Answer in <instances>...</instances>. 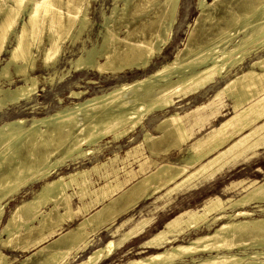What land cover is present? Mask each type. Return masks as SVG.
Returning <instances> with one entry per match:
<instances>
[{
  "label": "bare ground",
  "instance_id": "bare-ground-1",
  "mask_svg": "<svg viewBox=\"0 0 264 264\" xmlns=\"http://www.w3.org/2000/svg\"><path fill=\"white\" fill-rule=\"evenodd\" d=\"M92 1L0 0L1 112L5 106L32 102L39 76L31 72L39 53L44 68L52 70L42 77L50 84L62 82L80 68L81 74H110L113 79L121 77L120 71L143 72L88 96L86 89H71L68 97L76 101L69 105L59 101L56 109L43 115L0 121V219L9 201L39 185L30 197L15 204L0 229V264L14 262L4 248L28 253L19 264L29 260L28 264H69L91 248L92 236L109 230L118 238L92 248L75 263L100 264L155 222L154 215L144 216L120 232L133 217L117 220L141 202L157 195L170 197L177 190L199 189L264 150V0H198L200 16L193 29L190 26L184 47L149 73L172 39L179 0H160L164 7L153 9L151 16L144 10L153 0H129L126 6L112 0L109 13L99 10L100 29L94 39L89 35ZM132 7L141 11L134 14ZM214 8L220 12L216 17L210 12ZM144 12L145 20L139 21L143 25L134 29L141 34L149 30V35L133 37L128 21L134 17H127ZM215 18L208 27L198 25ZM67 40L70 46L77 41L80 45L75 56L67 59L68 67L59 70ZM4 52L8 57L1 59ZM247 60L248 65L238 70ZM14 75L21 83L12 88ZM221 79L222 86L208 103L174 111L177 102ZM222 94L229 99L231 113L197 136L209 116L217 117V103L224 107ZM211 103L216 108L210 115H200ZM171 110L160 120L143 124L145 117ZM192 113L199 117L188 122ZM137 128L142 140L132 143ZM125 139L132 145L123 157L115 150L90 167L77 165L98 157L109 143ZM114 162L121 165L114 167ZM72 165L76 166L61 172ZM93 176L100 183H94ZM236 189L240 190L237 196L213 194L200 205L181 210L139 243L153 252L116 264H264V178L239 179L223 187L225 193ZM77 216L75 227L64 228ZM191 233L185 241L179 240Z\"/></svg>",
  "mask_w": 264,
  "mask_h": 264
},
{
  "label": "rangeland",
  "instance_id": "rangeland-1",
  "mask_svg": "<svg viewBox=\"0 0 264 264\" xmlns=\"http://www.w3.org/2000/svg\"><path fill=\"white\" fill-rule=\"evenodd\" d=\"M205 1L208 3L212 2V0H205ZM234 1L235 0H233V2ZM130 2H131V0H130ZM130 2H129V0H123V1L121 0V3H125V6L128 4L130 5L131 4ZM153 2H155V3H153ZM197 2H198V0H179L177 13H176V20H175L173 27H172V31H173L172 39L169 41V44L165 47L162 54H160L154 60V62L150 66L148 73L152 72V70L159 67L161 64L166 63L167 61L172 59L174 54L177 52V50L184 47V44L187 41L186 40L187 36L189 35L191 30L195 26L196 19L198 18V16H200V9L198 7ZM121 3H120V7H121ZM151 3H152V5H151ZM146 6L148 8L146 7L144 11L145 12L149 11L148 13H150V12L152 13L153 9L155 10L159 7L160 8L164 7V5L161 4L160 0H153L152 2H150ZM155 6H156V8H155ZM111 7H112V0H94L91 2V9H90V15L89 16H90V19L92 22V26L90 28L91 32L89 35L92 39H94L96 37L97 31L100 29L99 28V26H100L99 25L100 24L99 10H101L103 8L105 11H107V13H109L108 11H109V8H111ZM62 8H63V6H62ZM130 10L132 13H134L136 11L134 14H136L138 11H141V9L140 8L138 9V7H135V8L132 7V8H130ZM217 10H218L217 8H214V9H211L210 12L213 15H215V17H216L220 13L219 10L218 11ZM145 12L140 14L141 17H140V15H132L130 13V15L127 17V20L131 19L132 17H134V18L132 20L128 21L129 22L128 25L131 28L133 27L132 29H134L136 27H138V28L141 27L143 24H141V22H139V21H140V19L145 20V17H143V15L147 13V12L146 13ZM151 13L149 14L150 16H151ZM213 21L216 22V18L213 19L212 21H210V23H208L209 21H205V22L200 21V23L198 25L202 28H205V27H208L211 23H214ZM136 22L138 23V25ZM166 23H167V21H165L164 26ZM203 23H204L205 27L203 26ZM148 24H146V25L148 26ZM198 25H197L198 28L195 30L194 34L199 29ZM151 26L154 27V25H151ZM190 26L192 27V29ZM124 30H125V28L121 26V30L119 33L120 37H123L122 32ZM135 31H136V29H134V33L132 35L133 37H135V36L136 37H142V36H148L149 35L148 34L149 30L144 31L145 34H141L137 31L136 32ZM41 34L43 35L42 44L44 45V44H46V40L44 37L45 31H42ZM196 35H197V33L194 36H196ZM83 37L86 38V35ZM193 38H196V37H193ZM86 43L89 44L88 41ZM191 44H193V41H191ZM79 45L80 44L78 41L76 44H71V46H70V42L68 40L65 41L64 51L62 53L60 62L57 66L59 68V70H64L68 67L67 59L72 57V56H75V53L78 52L77 47ZM7 57H8V54L6 52H4L1 59H6ZM41 59H42V56H41V53H39L37 55L36 68L34 69L33 72H31L32 76H36V77L39 76L38 77L39 83H38V87H37V92L33 96L32 102L26 103V104L17 103V104H12V106L11 105L5 106V109H4L5 114H2V112L4 110L2 112L0 111V121L5 120L6 118H12V117L31 118L32 116L43 115L46 112H51L54 109H56L60 105L59 101L61 102L62 105L72 104V102L76 101V99H72V98L68 97L69 91L71 89H74V90L80 89V90H84V91L86 89V91H85L86 96H88L92 93H96V92H99L102 90H106V89L110 88L111 86H113L119 82L129 81L132 78L143 75V72H141L140 70L137 72H131V71L126 70L124 72H121V71L119 72V75H121V77L113 79V78L109 77L110 74H107L104 76H99V75L95 74L94 72H92V73L86 72V74L85 73L81 74V73H79V71L84 70V69L80 68L78 70H73L71 75L67 76L62 82L55 81V82H53V84H50L49 82L46 83L42 77L48 76V74L51 73L52 70L45 69L44 66L42 65ZM248 61L249 60L244 61L243 64H241L239 67H237V69L240 70L242 68H245L248 65ZM11 72L13 73L12 67H11ZM229 75H231V74H229ZM20 79L21 78L14 75L13 83L11 84L12 88L14 86H16L17 84L21 83ZM87 80H93V81H96L97 83L96 84H88V83H86ZM3 81H5V80H2V82ZM7 82L8 81L4 82V84H3L5 87L8 86ZM223 82H224V79H221L216 84L208 86L204 91H202V93L195 95V96H191L188 99H183L180 102H177V104L175 106L176 109H174V111L184 112V111H188L190 109H193L195 107V105H197V104L208 103L211 100L212 96L214 95V92L216 90H218V88L220 86H222ZM222 99H223V101L226 100V102L224 101V103H223L224 107L220 108L221 103L220 102L217 103L219 106V109H220L219 113L217 114V117H215L213 119V116H209V117H211L210 121H207L205 124H202L201 128L198 131H196V133H195V134H197V136L201 133L206 132L212 126L218 125V123L222 119H224L225 117H227L231 113V108H230L231 105L228 102L229 99L225 98L224 94H222ZM20 104H22V105H20ZM210 105L211 106L207 107V109H204L203 114L200 113V115H204V116L210 115L211 111L216 108L213 103H211ZM17 106H19V107H17ZM172 111L173 110L167 111V112H156L149 117H145L146 119H144L143 124L146 125L149 121L156 122L157 120H160L162 117H164L168 112L170 113ZM7 113H9V114H7ZM195 117H199V113H192L191 115H189L187 117L188 122H192V120ZM211 121H213V123H210ZM153 134H158V131H153ZM133 137H134V142H132V143H135V142L138 143L139 141L142 140L140 128H137V133H135L133 135ZM129 142H130L129 139H125L124 141H121L119 143L111 142L107 145L106 148H103L102 153L99 154L98 157L90 158L86 161H83V162L77 164V165L79 167H83V166L84 167H90L97 160H105V158L112 156L113 152L115 150L117 152H119V155L121 157H123L124 152L127 150V148L129 146L132 145V143H129ZM174 153H175V150L170 149V154H171L172 159L177 160L178 155L176 153L174 155ZM147 154H148V152H146L145 155H147ZM117 165L120 166L121 165L120 162L119 163L114 162L113 166L117 167ZM132 165L134 168H137V167H135L136 166L135 163H133ZM75 166L76 165H72L69 168L63 167L61 172L62 173L68 172L71 169H73ZM263 178H264V150H259L258 155H256L255 158L249 159L247 161H240L231 169H227V170H225L224 173H222L221 175H218L217 178L213 182L206 184L205 186H203L199 189H194V190H189V191L177 190L170 195L171 200H169L170 197H168L166 195H162V196L157 195L155 198H151V199H148V200L141 202L137 208L133 209L132 211L128 212L127 214L123 215V217H121L117 220V222H118V221L124 219L125 217L131 216V215L133 217V219L130 221V223L126 224L121 229L120 232L122 233L123 230L127 229L130 225L136 224L144 216L147 217L150 215H154L156 218L155 222H153L151 227L147 228V231L143 232L139 237L128 242L121 249H117L112 257H110L108 259H104L100 264H116L117 262L125 261L127 259L142 257V256H145V255L153 252L154 250H148L147 248L143 247L142 245H139V243H141L142 240H145V238H147L150 234L155 232L157 229L161 228L163 223L166 220L172 218L174 215H176L177 213H179L183 209L193 208L195 206L200 205L207 197H209L213 194H218L222 198H225L229 195L237 196L238 193L240 192V190L236 189V190H233L232 192H229V193H225L223 191V187L232 181H236L239 179H263ZM93 181H94V183L95 182L100 183V180L97 178V176H93ZM32 186L33 187L28 188V189L22 191L21 193H19L17 196L14 197V199L9 201L5 205L3 216L0 219V229L3 226L4 222L6 221V218L10 214L11 210L15 206V204H17L20 200H22L24 198L30 197L33 194V192L39 187V185H32ZM75 202H77V199L73 200V203H75ZM92 209H93V207H91L89 210H92ZM79 218H80V216H77L72 221H67L64 228L71 229V228L75 227L78 223ZM192 235H193L192 233L184 235L181 238H179V240L185 241L187 238L191 237ZM52 236H54V235L52 234L51 236L48 237V239L51 238ZM118 236L119 235L113 236L109 233V230H103L102 229L101 231H99V233L97 235L92 236L93 245L91 246V248L87 252H84L83 254H81V256L75 258V260H73V261L71 260L69 264L77 263L78 261L84 259L86 254L92 248L101 245L102 243H104L105 241H107L111 238L117 239ZM141 249L142 250L145 249V250L142 252V251H140ZM237 249H239V248H235L234 250H237ZM2 250L9 257L14 259V262L12 264H19L20 260H22L23 258H25L28 255V253H26V252H17V251L11 252L8 248H4ZM32 258L34 259V256ZM29 262H30V260L28 261V263ZM28 263H26V264H28Z\"/></svg>",
  "mask_w": 264,
  "mask_h": 264
},
{
  "label": "crops",
  "instance_id": "crops-1",
  "mask_svg": "<svg viewBox=\"0 0 264 264\" xmlns=\"http://www.w3.org/2000/svg\"><path fill=\"white\" fill-rule=\"evenodd\" d=\"M142 241H144V240H142ZM142 241H141V242H142Z\"/></svg>",
  "mask_w": 264,
  "mask_h": 264
}]
</instances>
